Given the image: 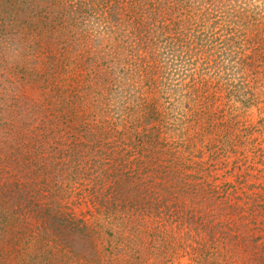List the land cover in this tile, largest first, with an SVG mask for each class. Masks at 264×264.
Here are the masks:
<instances>
[{
	"label": "rangeland",
	"instance_id": "1",
	"mask_svg": "<svg viewBox=\"0 0 264 264\" xmlns=\"http://www.w3.org/2000/svg\"><path fill=\"white\" fill-rule=\"evenodd\" d=\"M0 264H264V0H0Z\"/></svg>",
	"mask_w": 264,
	"mask_h": 264
},
{
	"label": "trees",
	"instance_id": "2",
	"mask_svg": "<svg viewBox=\"0 0 264 264\" xmlns=\"http://www.w3.org/2000/svg\"><path fill=\"white\" fill-rule=\"evenodd\" d=\"M66 224L72 225L74 226V221L72 219H70L69 217L67 218V220H64ZM75 227V226H74Z\"/></svg>",
	"mask_w": 264,
	"mask_h": 264
}]
</instances>
